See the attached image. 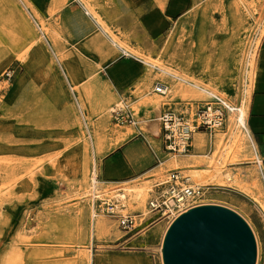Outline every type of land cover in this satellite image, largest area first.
Returning a JSON list of instances; mask_svg holds the SVG:
<instances>
[{"label": "rangeland", "instance_id": "rangeland-1", "mask_svg": "<svg viewBox=\"0 0 264 264\" xmlns=\"http://www.w3.org/2000/svg\"><path fill=\"white\" fill-rule=\"evenodd\" d=\"M72 1L88 12L81 14L91 20L88 28L80 22L65 25L64 11ZM157 4L140 0L138 11L128 13L130 26L115 27L98 14L97 0H0V264H105L102 258L112 253L145 254L153 264H163L160 247L173 213L145 217L123 199L127 205L118 213L139 214L138 227L126 232L103 204L97 211L102 224L94 225L97 217L91 216L88 195L93 167L95 175L100 173L112 152L108 148L121 134H137L146 142L153 123L162 150L180 154L166 149L161 137L159 117L168 107L193 121L198 109L214 101V93L232 105H245L247 111L256 50L264 33V0H181L174 12L159 10ZM94 21L121 47H113ZM123 59L127 62L116 71ZM130 66L138 68L136 77ZM144 75L152 81L144 83ZM156 82L171 86V92L154 115L143 99L146 88L153 90ZM174 84L178 93L172 91ZM109 108L114 116H108ZM229 114L222 125L198 130L215 136V151L205 161L220 174L181 183L200 189L187 205L216 204L237 213L252 231L254 264H263L264 185L254 172L250 183L238 180L247 168L234 174L227 167L254 159L239 156L250 143ZM147 139L153 144L150 136ZM173 170L182 177L189 174L169 166L121 183L104 184L99 176L100 197L115 201L120 199L117 189L143 185L150 189L147 205L171 184L167 180ZM114 171L107 161L103 174ZM124 259L113 264H139L134 257Z\"/></svg>", "mask_w": 264, "mask_h": 264}, {"label": "crops", "instance_id": "crops-1", "mask_svg": "<svg viewBox=\"0 0 264 264\" xmlns=\"http://www.w3.org/2000/svg\"><path fill=\"white\" fill-rule=\"evenodd\" d=\"M179 1L181 0H158L157 8L159 10H163L166 7L169 11L174 12L178 7ZM97 3L100 7L95 9L106 22H109V24L115 27H129L133 19L128 16V13L134 10L135 12L138 11L137 6L140 4V0H97ZM64 12L65 17L62 19L67 27H73L74 23L80 22V25H82L83 28H88L89 25L87 19L89 21L91 20L89 18H85L87 14L84 13L82 4L79 3L77 5L72 1ZM120 13H124V15L123 17L120 16V18H118ZM81 14L85 16L82 17ZM184 14L185 12L181 13L179 18ZM109 17L113 18V21H110ZM75 34H78V31H76ZM83 45L85 46L84 43ZM126 62L127 60L125 59L120 60L118 63L119 68L115 67V70L119 71V69L124 67ZM132 66H130V68ZM134 69L136 74L134 77H136L139 72L137 67H132L133 71ZM109 71L110 68L107 71L108 75ZM122 71L123 70H121V72ZM149 78L151 77L144 75V83H146ZM110 81L111 83L113 82L111 77ZM128 83L129 82H126L120 86H127ZM191 84L193 85V83ZM193 86H195V84ZM246 107V125L248 128L250 147H247L243 152H240L239 156H254V159L253 161L246 162L245 164H228L227 167L231 169V172L234 174H236V169L247 168L244 169L245 172L243 170L241 171L242 175H240L239 178L237 177V179L241 182L245 181L244 183H250V179L252 177L249 174L254 172V176L258 177L259 181L262 185H264V33L260 38V42L256 50L249 93L246 99ZM150 108L149 112L154 113V115L161 110L153 109L152 107ZM158 133L157 123H153L149 125L146 137L143 135L147 144L145 141H139L136 138L137 134L131 133L130 135L128 134L124 140L117 141L114 146L109 147L108 150H112L111 154L104 159L103 166L98 169L100 173L96 171L98 177H102V182L104 184L121 183L122 180L126 179L133 180L143 176H150L156 173L160 167L167 168L175 165V167L180 171L188 173H192L191 171H201V173H204L205 169L210 168L207 166L208 164L205 160L206 158H210L212 153L215 151V136L208 134L207 132L197 131L198 135H194L192 137V147L189 153L173 155L171 152H165L162 150ZM149 136L153 139V144L148 142L147 137ZM258 158L261 159V162ZM107 161H110V164L115 168L114 172L118 175L114 174L105 176L103 174L104 164ZM174 161L175 163H173ZM157 162L159 163L157 164ZM260 163L262 164L261 166ZM258 169L260 171H258ZM259 172H262V174L259 175ZM203 177L201 175V178ZM190 180L192 179H189L188 181ZM211 185L215 186V184ZM206 186H210V184H207ZM216 186L218 187L219 185ZM133 257L136 262H139V264H147L148 260L150 264H153L150 257L145 254L134 255L112 253L105 254V257L102 259L105 261V264H113L114 260L124 261V258L132 259ZM146 258H148V260H146Z\"/></svg>", "mask_w": 264, "mask_h": 264}, {"label": "water", "instance_id": "water-1", "mask_svg": "<svg viewBox=\"0 0 264 264\" xmlns=\"http://www.w3.org/2000/svg\"><path fill=\"white\" fill-rule=\"evenodd\" d=\"M163 264H254L255 240L231 209L204 204L179 214L168 227Z\"/></svg>", "mask_w": 264, "mask_h": 264}, {"label": "built area", "instance_id": "built-area-1", "mask_svg": "<svg viewBox=\"0 0 264 264\" xmlns=\"http://www.w3.org/2000/svg\"><path fill=\"white\" fill-rule=\"evenodd\" d=\"M154 91L157 93H163L165 86L161 83H155ZM214 101L206 103L203 108L198 109L194 114V120L190 121L189 117L183 115V113H177L170 108L163 111V113L159 117L160 127H161V137L163 140L164 147L169 151L175 153H187L191 147V141L194 132L199 129L204 130H212L214 127L222 125L225 119V113L230 112V108L226 106L223 101L219 97H213ZM92 177V173H91ZM90 177V179H91ZM98 174L94 177L93 186L97 184ZM185 179L177 170H173L168 174V180L171 182L166 195L171 197L172 200L179 201V198L182 199L185 208H191L192 205H187L186 203L189 199L194 198L197 194H200V189H193L192 187H182L181 182ZM99 180V179H98ZM172 182H176L173 184ZM99 191V188H97ZM95 189H92V195L89 196L92 198L91 204L97 211L101 210L100 206L103 204L106 214L110 216L117 217L118 225L125 230L126 232H131L136 227H138L142 221V219H137L139 214H130V213H118V209L116 204L118 201H107L100 197ZM179 195V196H177ZM147 206L150 210V213H154L155 215L164 216L168 215L173 208L170 204L167 203V198L162 195H158L156 197H151L147 201ZM152 216L144 219L145 221L151 218ZM144 222V221H143ZM264 264V261H263Z\"/></svg>", "mask_w": 264, "mask_h": 264}, {"label": "bare ground", "instance_id": "bare-ground-1", "mask_svg": "<svg viewBox=\"0 0 264 264\" xmlns=\"http://www.w3.org/2000/svg\"><path fill=\"white\" fill-rule=\"evenodd\" d=\"M85 13L88 14V12L86 11ZM92 19L95 17L92 15L91 16ZM98 26H99V29H101L102 33L104 35H106V38L110 41L111 45L113 47H115L116 49L117 48H120L121 46L119 45V43H117V40L111 36H109L107 34V32L103 29L104 27L101 26L98 21H94ZM142 62L146 65H148L149 67L151 68H157L163 75L167 76V77H170L171 79H174V78H177V76L170 72L169 70L167 69H164L162 67H157L156 65H154L153 63H150L149 61L147 60H142ZM152 80L149 79V83L151 82ZM189 81V80H188ZM156 83H160V82H156ZM171 83V82H170ZM162 85L165 86V89H164V92L163 93H157V92H154V89L151 90L149 87L146 88L145 90V94H148L144 99H143V104L147 107H152L153 109H161L162 106H164V100L166 99L167 100V95L169 94V92H171V86H168L166 85L165 83H161ZM194 85V84H193ZM155 86V84H154ZM177 85H173L172 87V91H173V88L176 89L177 93L179 92L180 89H178V87L176 88ZM180 88V87H179ZM182 91V89H181ZM210 93V92H209ZM144 94V95H145ZM80 95H83V93L81 92ZM210 95L212 96H216L214 93H210ZM217 97V96H216ZM223 103L228 106L230 108V116L231 117H234V120H235V124L236 126H238L239 128H241V131L243 133L244 136L248 137V128H247V123H246V119H247V112L245 113L246 109L244 107V105H232L230 102H228L227 100H224L223 98H220ZM113 108H109V111H108V116L109 115H113L112 113V110ZM244 113V114H243ZM114 116V115H113ZM217 127V126H216ZM244 130V131H243ZM157 132V131H156ZM222 132V131H221ZM194 133H197V132H194ZM128 136L127 133H124V134H121L118 141H122L124 140L126 137ZM98 138V137H97ZM251 139V138H250ZM117 140V139H116ZM99 141V139H97V142ZM174 159V158H173ZM175 163V161L173 162ZM175 165V164H174ZM94 166V165H93ZM176 166V165H175ZM174 167V166H173ZM219 168V167H218ZM219 169H217V167L213 168L212 170L210 169H205L204 172H206L205 174L204 173H201V172H198V171H194L192 173H189L187 175H185V178L187 180L191 179V178H195V179H198V178H201V175L202 177L203 176H210V177H217L218 174H220V171H218ZM95 167H93V172H92V177L90 179V194L92 195V189H95L97 190V188H99V186L97 185L98 184V181H97V184H95V187L92 185L93 184V180H94V177H95ZM223 176H227V174H224ZM206 178V177H205ZM229 177H227L228 179ZM97 180V179H96ZM221 182V181H220ZM161 183V182H160ZM173 184H176V182H172ZM182 184V183H181ZM172 185V184H171ZM170 184L168 185V187H166L163 191H162V196L163 197H166L167 198V203L170 204L171 206H173V208H171L170 212H172V220L170 221V224L172 223V221L179 215L181 214L182 212L188 210L189 208H185V206L183 205L184 203L181 202L182 199L179 198V201L176 200H172L171 197H168L166 195L167 193V190L169 188ZM148 187H145L143 185H135V186H127V187H121L120 189H117L116 190V195L118 198L120 199H116L118 201V203L116 204V207L117 208H121V209H124L125 208V205L128 204V202H130L131 205H133V207H136L137 209H139L142 214L146 217L149 213H150V210L148 208L147 205H145V200H146V197H147V194L148 192L150 191V189ZM185 189V187L183 188V190ZM98 191V190H97ZM99 196L101 195L100 193V188H99V191L96 192ZM88 194V195H90ZM179 196V195H177ZM92 197V196H91ZM90 197V202L92 201ZM123 199H126V202L127 204H125V202H122L121 203V200ZM175 209V210H174ZM138 211V210H137ZM91 216L95 219L97 217V219H95V223L94 225H100L102 224V220H101V217H100V213L98 214V212L96 213L95 209L93 208V206L91 207ZM144 217V218H145ZM170 226V225H169ZM168 226V227H169ZM102 228V227H101ZM168 229V228H167ZM167 231V230H166ZM166 233V232H165ZM165 236V235H164ZM163 240H164V237H163ZM162 247H163V242H162V245L160 247V252L162 253ZM162 256V255H161ZM162 261H163V257H162Z\"/></svg>", "mask_w": 264, "mask_h": 264}]
</instances>
